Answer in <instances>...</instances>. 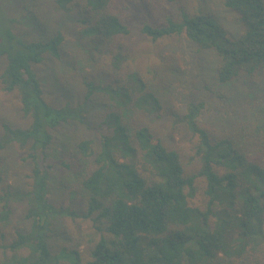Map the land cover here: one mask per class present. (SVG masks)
<instances>
[{"label": "trees", "instance_id": "1", "mask_svg": "<svg viewBox=\"0 0 264 264\" xmlns=\"http://www.w3.org/2000/svg\"><path fill=\"white\" fill-rule=\"evenodd\" d=\"M136 1L153 7V0ZM115 2L54 0L59 9L76 10L81 34L89 39L81 61L94 63L92 72L83 69L84 97L74 106L51 103L37 71L61 58L63 35L24 39L0 11V60L5 61L0 84L16 95L29 121L1 124L0 147L24 152L31 180L26 191L1 189L0 264H264V119L213 133L201 121L210 110L206 101L189 100L183 113L173 111L178 71L165 56L142 73L127 67L121 74L127 54L119 42L129 27ZM223 4L238 18L236 37L214 18L184 10L180 20L167 18L160 27L144 24L141 31L153 41L184 35L214 52L215 78L222 85L264 72V0ZM106 55L109 63L100 64ZM162 121L172 132L181 128L188 134L193 143L188 165L195 163L197 174L188 172L183 146L157 131ZM59 137L64 153L52 158L67 156L60 162L72 178L65 192L84 207L81 217L101 225L102 235L85 262L76 249L62 247L52 254L48 243L52 221L79 217L48 199L50 152ZM198 177L205 182L202 208L190 204ZM11 201L26 203L31 224L7 238L3 227Z\"/></svg>", "mask_w": 264, "mask_h": 264}, {"label": "rangeland", "instance_id": "2", "mask_svg": "<svg viewBox=\"0 0 264 264\" xmlns=\"http://www.w3.org/2000/svg\"><path fill=\"white\" fill-rule=\"evenodd\" d=\"M152 4L140 3L136 0H116L114 9L122 14L129 27V35L119 43L126 48V62L123 63L122 73L127 67L137 69L141 73L149 70L159 62L162 56L174 64L178 74L173 87L171 99L172 110L183 113L187 101L204 100L209 111L201 118L205 127L213 133L222 131L227 125L242 121H259L264 119V72L254 75L242 74L232 82L222 85L215 78L218 58L212 51L198 48L187 40L184 35L172 36L153 41L146 37L141 29L144 24L160 27L167 18L180 20V12L189 15L203 14L214 18L227 31L229 36L236 37L241 32L238 18L228 10L223 0H153ZM0 11L10 20L11 29L24 39L46 40L57 32L64 37L62 56L59 60L46 61L37 68L43 81L47 99L56 105L69 103L74 106L83 101L84 89L82 73L92 72L94 63L83 62L84 49L88 47L89 39L81 34V24L78 22L76 10H62L56 7L54 0H0ZM117 45V44H116ZM100 64H108L109 55L98 59ZM5 61L0 60V73ZM74 64V66H73ZM93 67V68H92ZM111 71L110 67H106ZM88 72V73H89ZM20 112L16 95L5 92L0 84V134L1 124L10 126L28 124ZM161 136H172V139L183 146L187 153V170L190 174H197L195 163H190L193 155V143H189V136L184 130L172 132L170 125L164 121L156 124ZM82 128L80 130L82 132ZM66 135L70 130L64 132ZM91 133V132H90ZM88 131L83 136H91ZM92 134V133H91ZM59 136V135H57ZM64 139L58 138L51 150V183L49 185V202L57 207H69L76 212L78 218H59L52 221L48 243L51 253L59 254L62 247L76 249L82 261L88 260L89 248L102 235L98 230L99 222L84 219V207L72 200L65 192V185L72 180L70 174L61 165L66 157L59 156ZM65 155V154H63ZM25 154L15 146L0 147L1 189L26 191L29 189V164L23 160ZM196 195L190 200L192 206L203 207L205 201L202 189L205 187L203 178L198 177L195 183ZM11 214L3 230L7 238L15 236L16 232L27 231L31 222L26 219L27 205L25 202H10ZM2 203H0V208ZM66 264L64 260L57 262Z\"/></svg>", "mask_w": 264, "mask_h": 264}]
</instances>
